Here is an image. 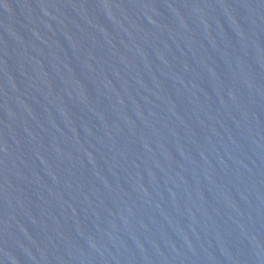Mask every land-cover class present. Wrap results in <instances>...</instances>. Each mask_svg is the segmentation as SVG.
Here are the masks:
<instances>
[{
    "label": "water",
    "instance_id": "1",
    "mask_svg": "<svg viewBox=\"0 0 264 264\" xmlns=\"http://www.w3.org/2000/svg\"><path fill=\"white\" fill-rule=\"evenodd\" d=\"M0 264H264V0H0Z\"/></svg>",
    "mask_w": 264,
    "mask_h": 264
}]
</instances>
